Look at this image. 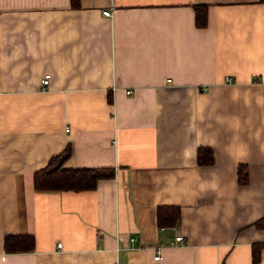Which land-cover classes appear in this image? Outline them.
I'll return each mask as SVG.
<instances>
[{
	"label": "crops",
	"instance_id": "crops-1",
	"mask_svg": "<svg viewBox=\"0 0 264 264\" xmlns=\"http://www.w3.org/2000/svg\"><path fill=\"white\" fill-rule=\"evenodd\" d=\"M67 146L64 167L115 176L35 189ZM261 219L264 0H0V264H264Z\"/></svg>",
	"mask_w": 264,
	"mask_h": 264
},
{
	"label": "trees",
	"instance_id": "trees-1",
	"mask_svg": "<svg viewBox=\"0 0 264 264\" xmlns=\"http://www.w3.org/2000/svg\"><path fill=\"white\" fill-rule=\"evenodd\" d=\"M195 21L198 26H206L208 23L207 5L195 4ZM71 146L49 160V163L34 173V187L37 190H87L93 189L102 178H113L115 169L113 167H85L66 168L64 161L71 154ZM198 162L200 164H211L215 160V152L209 146L198 148ZM238 180L241 183L248 181V169L240 164L238 167ZM179 206H161L158 210V223L162 226L174 225L180 219ZM262 219L257 225H263ZM36 239L33 234H8L4 240L6 252L30 251L35 248ZM261 257L260 245H254L253 262L258 263Z\"/></svg>",
	"mask_w": 264,
	"mask_h": 264
},
{
	"label": "built area",
	"instance_id": "built-area-1",
	"mask_svg": "<svg viewBox=\"0 0 264 264\" xmlns=\"http://www.w3.org/2000/svg\"><path fill=\"white\" fill-rule=\"evenodd\" d=\"M103 14L106 15V16H111L112 15V10L110 8H107L105 10H103ZM50 73H46L43 77V85H47L49 83V78H50ZM227 80H230L231 77L230 76H227L226 78ZM116 142V140H114V143ZM183 239V236L182 235H179L176 237V240L179 241V240H182ZM59 246L62 245L61 242L58 243ZM160 253H161V250H158V253L157 255L155 256V259H159L160 258Z\"/></svg>",
	"mask_w": 264,
	"mask_h": 264
}]
</instances>
